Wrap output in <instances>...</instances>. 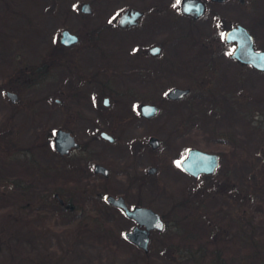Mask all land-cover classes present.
Segmentation results:
<instances>
[{
	"label": "rangeland",
	"instance_id": "obj_1",
	"mask_svg": "<svg viewBox=\"0 0 264 264\" xmlns=\"http://www.w3.org/2000/svg\"><path fill=\"white\" fill-rule=\"evenodd\" d=\"M206 1L205 19L193 25L181 12V0H0V264H264V122L253 116L256 97L260 90L264 92V73L258 76L247 65L230 73L226 55L231 45L223 37L227 28L242 23L253 33L256 48L264 49V0H244L243 4L227 0L221 6ZM85 2L91 5L90 13L80 9ZM128 7L145 11L140 26L146 29L144 35L140 28L118 29L117 17ZM214 10L224 13V18L215 21ZM102 24L114 29L96 40L103 52L118 51L125 58L124 44L139 40L145 50L164 40L167 46L161 55L177 58L179 66L185 67L181 84L192 82L189 66L198 68L196 73L192 70L197 83L188 96L193 98L194 126L181 146L222 153L215 174L197 179L186 175L181 181L194 185L195 214L176 213L175 202L182 197L174 182L166 191L156 192L157 177L147 181L146 201L166 221L164 230L150 235L147 256L124 237L132 225L130 219L119 213L98 214L104 200L88 185V179L94 178L93 162L80 173L50 169L57 155L49 131L66 123L56 98L66 99L70 88L65 84L60 91L59 83H47L48 59L52 53L56 58L66 54L80 62L82 45L88 44L82 34ZM64 29L80 34L81 41L65 46L61 42ZM217 32L222 37L213 46H222L224 56L207 58L201 53L203 57H197L198 47L188 44L193 40L208 44ZM212 68H217L216 75L210 74ZM169 87H150L147 93L160 94L161 111L148 120V131L165 142L155 151L161 154L166 152V141L171 145L170 133L177 124L175 107L166 99ZM8 91L18 94L16 101ZM90 97L102 100L95 92ZM68 108L76 109V103ZM179 109L181 115L187 114L188 108ZM75 122L78 140L87 141ZM137 141L145 143V139ZM239 173L245 179L244 209L237 200ZM120 177L113 179L118 188L125 184ZM55 193L72 199L74 208L57 213L60 203Z\"/></svg>",
	"mask_w": 264,
	"mask_h": 264
},
{
	"label": "flooded vegetation",
	"instance_id": "obj_2",
	"mask_svg": "<svg viewBox=\"0 0 264 264\" xmlns=\"http://www.w3.org/2000/svg\"><path fill=\"white\" fill-rule=\"evenodd\" d=\"M201 1L204 3V11L200 13L201 15L198 17L183 12L182 4H180L181 12L184 16L189 18V21L193 25L196 24L199 19H205L206 13L208 12L209 7L206 3L207 1ZM210 1L217 4V6H221L224 1L227 0ZM182 2L183 0H181V3ZM240 2L243 4L245 1L240 0ZM130 8L136 7L126 8L120 13L119 17L124 11ZM142 11L143 14L139 17L138 22L130 26L119 25V17H117L116 24L118 29L122 32L124 30L132 31L136 28H140V26H142L141 19L145 16V11ZM214 11L215 12H213L212 16L215 21L218 22L224 18V13H220L221 11ZM238 25H242L248 29V32L254 38V46L256 50H264L256 48L255 37L245 24L236 23L235 25H232L225 30V34L223 36L226 42L225 44L231 45V49L227 53L228 55L225 53L228 64L230 63L232 65L229 71L230 73H234V68L237 70V66L240 68L247 65L252 67L259 76L264 73V69H259L252 63L244 62L233 56V51L238 41H228L227 32ZM110 27V25L108 26L107 24H102L86 29L85 34L82 35L88 39V44L82 45L84 56L80 58V62H76L73 58H70L66 54L56 58L54 53H52L51 57L48 59L46 69L47 83L50 86H55L59 83L60 85H58L57 88L60 89V91L63 90L62 86L66 87L65 84L69 85L68 87L70 88L68 90L69 92L66 93V99L56 98L59 108L64 112L63 116L66 115L64 117V119H66V123L64 122L63 124L62 122L56 131H49V140L51 141V145L57 155L55 157L57 163L56 165L51 164L50 169L52 171H54V169H63L62 171L64 172L75 171L80 173V170L84 167V165L88 162H93L94 178L91 180L88 179V185H92L95 194L101 195L100 199L103 198L104 200V205L101 206L97 212L98 214H123L132 221L130 229L126 231L128 232L138 226L144 228V225H140L134 218L127 216L126 214L128 213L126 212V209L131 211L141 207H149L153 209L150 205H148V201H146L149 196L148 188L146 190L144 189L148 187L147 181L152 176L157 177V183L154 186L156 192L158 191L157 189L166 191V189H169L171 182L175 183L173 186L179 194L178 197H182L180 200L175 202L176 204L174 208L177 214L186 210H189L190 214H195L196 200L194 198L195 192H193L194 185L191 184L190 180L189 184L186 182L182 184L181 181H185L184 178L186 179L187 176L188 178L193 177L197 179L202 175L215 174L220 167L222 153L218 151L215 152L219 155V164L215 169V172L212 174H200L199 176H194L182 167L181 160H183L187 155L188 149L196 148L190 146L189 144L181 146V143L184 141L182 139H184L185 136L192 133V128L194 126L191 106V100L193 98L190 99L188 96L191 95L193 86L197 83L195 74L192 70L196 73L198 68L196 66H189L191 69H189L188 73L192 82L188 83L189 85L181 84V74L183 68L185 67L179 66L177 58L173 57L171 59L169 57H164L165 55H161L163 50L166 48L165 46H167V42L164 40L157 41L149 48L145 47V50L141 48L142 44L139 40L135 41L136 43L134 41H129L130 46H125L124 44V49L127 50V57L125 58L118 51L112 53L107 51L103 52L104 50H100L101 44L99 43V45L96 40L99 41L102 38V35L106 34L108 31L114 30ZM145 30L146 29L141 27L140 34L144 35ZM220 33L221 32H217L214 37L210 38L208 40V44L204 40H193L192 43H189L188 45L198 47L196 49V55L199 58L200 56L203 57L201 53H205L204 55L207 58H215V56L218 57V55L219 57L224 56L222 55V46H213L214 42H217L218 38L220 39L222 37V34ZM77 35L78 41L73 44H78L81 41L80 39H82L80 34ZM117 41L114 42L116 46H118ZM155 47H159V49H153ZM149 61L153 62L155 65L149 67L147 65L149 64ZM212 70L213 71H211L210 74L216 75L217 68H212ZM219 70L221 69L219 68ZM226 70L227 67H223L222 74H225L227 77L226 74H228V72L226 73ZM226 82L227 80L223 83ZM166 84L170 85L166 93V99L169 104L175 107V113L178 115L176 118V127L173 132L170 133L173 137L172 143L169 145V143L165 140L167 144L165 147L166 152L161 154L155 151L163 143L165 144V142L160 139L156 132L148 131V120H152L153 118L155 119L161 111V104L158 100L160 94L158 95L156 92H153L151 95L148 94L150 87H152L153 90H161L159 88H164ZM68 87L66 89H68ZM173 88L184 89L187 91L181 97L172 98L168 94ZM91 92H95V95L97 94L102 98V100L96 98V102L90 97ZM239 95H242L241 91L239 92L238 97ZM71 102L74 104L76 103V109L68 108V105ZM145 103L157 105L159 107V112L151 117L143 115L141 110L142 105ZM136 105L138 106V110L135 109ZM255 105L253 116L258 117V119L260 118V120L264 122V92L262 90H260L256 97ZM181 107L188 108V110H186V115H181L179 109ZM75 114L77 117L75 121L80 124L78 129L80 131L84 130L85 132L84 134L87 138V141L85 142L79 141L74 133L73 125L76 122L73 121V119L75 118ZM69 120L72 122H69ZM182 123L185 125L183 126ZM69 125L72 127H68ZM58 130L69 132L77 143L76 145L71 146L67 152L62 153L56 148L55 137ZM152 137H157L159 139L157 147L152 146L150 142ZM132 139L136 140L131 141ZM137 139H145V143L137 141ZM94 141H96V146L93 144ZM91 144L92 149L90 146ZM115 159L118 161H115ZM98 165L100 167L97 168ZM117 174L121 176L118 178L119 181H122L123 179L125 181V184H123L120 188H118L113 181L115 178L117 180ZM237 183L238 205L243 208L244 199L246 197L244 189L245 179L243 173L238 174ZM85 191L86 193H90L88 188ZM54 196L59 200L60 204L69 207V209L74 208L75 202H73L72 199L67 198L64 200L59 193H55ZM108 196L121 199L122 203L116 204L114 202H110L107 199ZM249 198L252 200L253 196L250 194ZM182 212L181 214H187ZM242 212L240 213L242 214ZM158 213L161 214V212ZM130 242L135 247L141 248L138 244L132 241Z\"/></svg>",
	"mask_w": 264,
	"mask_h": 264
},
{
	"label": "water",
	"instance_id": "obj_3",
	"mask_svg": "<svg viewBox=\"0 0 264 264\" xmlns=\"http://www.w3.org/2000/svg\"><path fill=\"white\" fill-rule=\"evenodd\" d=\"M224 1V0H220ZM243 1V0H242ZM182 10L187 14L198 17L204 11V3L201 0H183ZM83 12H91L92 8L89 2L82 4ZM143 14V11L137 8H130L122 13L119 17L118 23L121 26L132 25L138 22L139 17ZM227 40H237V45L234 48L233 56L238 59L252 63L259 69H264V50H256L254 46V38L248 32V29L242 25H238L227 32ZM78 41V35L71 32L68 29H64L61 35V42L65 45H71ZM153 49H159L155 47ZM187 90L173 88L169 92V96L172 98L181 97ZM8 95L13 101L17 100V93L8 91ZM159 107L155 104L145 103L142 105V113L145 116L151 117L159 112ZM157 137H152L150 142L153 147H157L159 144ZM56 148L62 153L69 151L70 147L76 145V141L70 135L69 132L58 130L55 137ZM182 161V167L194 176L200 174H212L215 172L219 164V155L215 152H209L200 148L188 149L187 155ZM100 167L99 165L97 168ZM153 169V168H152ZM108 201L116 204H121V199L108 196ZM127 216L134 218L140 225H144V228L135 227L133 230L128 231L126 236L129 240L141 246L145 251L149 250L150 233L153 229L163 230L165 228V221L161 215L149 207L136 208L133 211L126 209ZM162 226V227H161Z\"/></svg>",
	"mask_w": 264,
	"mask_h": 264
},
{
	"label": "trees",
	"instance_id": "obj_4",
	"mask_svg": "<svg viewBox=\"0 0 264 264\" xmlns=\"http://www.w3.org/2000/svg\"><path fill=\"white\" fill-rule=\"evenodd\" d=\"M88 197H89V195H87ZM87 197V198H88ZM50 210V209H49ZM71 210V208L69 209V207H67V206H65V205H62V204H59V207L56 209V212L58 213H60V214H64V213H66V212H69ZM51 211V210H50ZM144 253H145V255L147 256L148 254H149V251L148 252H146V251H144Z\"/></svg>",
	"mask_w": 264,
	"mask_h": 264
},
{
	"label": "snow or ice",
	"instance_id": "obj_5",
	"mask_svg": "<svg viewBox=\"0 0 264 264\" xmlns=\"http://www.w3.org/2000/svg\"><path fill=\"white\" fill-rule=\"evenodd\" d=\"M180 2V0H177V3H179ZM174 7H175V5H173ZM75 7V6H74ZM162 227V226H161Z\"/></svg>",
	"mask_w": 264,
	"mask_h": 264
}]
</instances>
